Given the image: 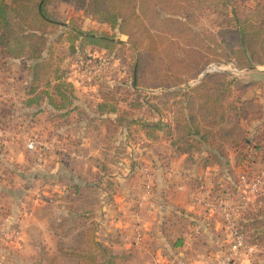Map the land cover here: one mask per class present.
<instances>
[{
	"label": "rangeland",
	"instance_id": "obj_1",
	"mask_svg": "<svg viewBox=\"0 0 264 264\" xmlns=\"http://www.w3.org/2000/svg\"><path fill=\"white\" fill-rule=\"evenodd\" d=\"M70 3H61L56 7L62 21L70 24V19L73 18L77 25L84 30H94L98 33L114 35L115 44L108 46V50L86 46L84 49H80L79 53L77 50L72 51L69 47L62 51L61 46V54L63 53L60 56L62 58L61 68L66 74L68 82L74 87L79 106H95L101 101L103 93L109 94L111 100L113 99L112 102L119 110L118 115L112 114L110 117L114 119L120 117L117 120L118 122H112V127L110 126L112 128L110 133L112 138L110 140L113 139L115 143H124L122 130H125L124 136L126 137L130 128L131 141L128 140V143L131 146V154L134 155L135 150L133 147L135 146L137 148L136 152L140 150V142L143 140L150 143L146 153L159 156L160 159L172 157L171 141L176 139V136L181 133L178 130L179 128H177L181 124V115L176 113V108L181 105L179 103L180 97H170L169 95L175 91H186L196 87L206 77L213 74L227 73L229 75L227 79L236 78L246 84L250 83L253 78L257 79L258 82H256L255 88L253 87L246 91L242 100L244 102L253 100L254 103L261 104L264 113V78H258L256 75L252 77V72L249 70L253 66L240 68L234 61L221 63L213 61L204 67L202 73L196 78L179 86L165 77L160 81L163 85L155 86L158 82H154L151 75L142 76L146 70L150 71V68H152L150 64L153 61L148 59L138 74L137 84L134 85L132 69L138 58L139 51H134L131 48L130 40L126 35L92 20L84 12L75 10L73 3ZM257 3V0H247L246 3H241L240 0H231L227 12L230 13L234 7H237L238 11L246 10V12H251L253 15L264 12V3L260 5ZM205 5L206 8L202 14L198 15L195 23H189V26L192 27L191 29L201 37L216 33L221 17L220 14L225 11L221 6L216 9L211 2H206ZM51 38L55 39L54 35ZM206 43L211 45V39L207 38ZM78 45L76 44V47ZM205 53L210 52L205 50ZM178 54L179 56H184L185 52L180 48ZM212 54L211 57L214 56ZM173 59H176L174 55ZM25 73L24 67L18 62H7L4 65H0V110L6 104L7 107L11 105V113L6 115L7 117H2L0 113V200L5 205H10V203L15 205V207L23 205L22 215L28 214V206L29 204L32 205V203L39 208L41 213L43 205H46L50 198H57L54 203L59 206L75 203L83 205L86 209H93L102 202L103 198H100V195L103 196L102 192L98 193L94 198L89 194V188H85V190H82L84 193L81 192L82 197H79L77 201H73V199H69L70 196H67L66 199L65 196H61L64 194L50 195L47 191H44L46 185L61 186V181L58 176L49 180L46 179V176L53 170V166H51V163L44 162L43 159L50 154H54L57 158L63 160L64 152H60L58 147H55L52 151L46 148L49 124L48 110L42 107V110L40 112L36 110L35 114L33 110L23 107V101L27 98L25 87L28 80L21 81L19 77L21 74L25 76ZM142 77L146 79L147 84L144 83ZM165 94L167 97H164ZM234 96L232 95L227 102L232 103ZM130 104L131 107L129 108ZM248 110L252 111L250 107ZM251 117L252 114H249L248 118ZM93 120L95 118H92L91 121ZM141 121H145V123L161 121L163 126L167 127L155 130L151 126L145 128L146 125L143 126L140 123ZM261 122H264V120L256 121L252 119L248 121L245 118L241 121V127L245 128L248 134H254L264 127V123ZM96 124L94 121L93 126L98 127ZM208 129L210 135L206 142H199L195 139L190 143L183 142L180 145L184 150H192L191 158H189L188 162L190 170L202 169L205 164H208L211 171V175L207 178L208 180L205 181L204 178H198V181L194 180V183H192L193 189L190 200L201 210L197 211V214L192 213L197 218L194 222L195 226L191 222L189 223L194 232L191 235L190 244L186 246V251L189 255L188 262H197L196 259H193V261L191 258H194L195 255L198 256L200 251L209 249L211 253L205 259L207 264H264V155L258 154L255 150L248 151L236 148L235 141L237 136L224 137L219 125ZM50 133L55 138L60 135L54 131H50ZM31 140L39 142L36 149L27 148ZM13 144H17L20 149L28 154V163L24 165L12 164L8 160L9 158L6 157L10 152L8 146L13 149ZM42 144L44 147H42ZM119 147L122 146L119 145ZM170 169L165 163L161 169L163 175H159L158 179L154 178L146 170L139 174L136 184L142 188L141 195L143 194L142 196L147 198L144 217L149 215H152L153 218L158 215L168 217L165 215L167 212L170 217L168 218L169 220L178 213L171 205L169 194L163 198L161 191V189H167L162 186L164 180L168 183L173 182L177 190L182 188L179 176L172 177V175L167 174ZM200 186H204L206 189L199 190ZM218 186L221 189L214 192ZM71 197L74 196L72 195ZM141 206L142 204L139 208ZM141 208L143 209L144 207ZM55 212L59 216L58 212ZM16 214L18 216L19 212H16ZM251 214H253V218L250 219ZM257 216L258 220L255 222L254 219ZM174 219L176 220L175 217ZM251 222L253 225H250ZM72 226L77 229L80 228L75 223ZM24 227L28 228L25 222L23 225L18 220L11 223L3 221V225L0 226L3 236L8 233L10 235V232L14 229L18 231V234L12 239L8 237L6 240L4 239L5 241L3 240V253L0 256V264L79 263L70 257L52 258L44 255L45 252L42 251L41 243L37 241V249L33 247V241L27 242L25 247V242L22 240L25 237ZM87 228L88 234H90L92 231L91 223L87 225ZM83 229L86 231L85 228ZM26 231L28 232V230ZM33 234L34 232L30 233L31 239L34 237L38 238V235ZM201 237L207 240L199 247V243L195 244L194 240L200 241ZM14 238L17 239L16 244L10 247V240ZM237 238H241L240 242ZM254 240L256 243H253ZM82 248L88 251L90 248L94 249L95 246L90 242H84ZM10 249L14 252L13 254H16L11 258L8 255L9 253H6ZM34 249L39 254L34 259H31L28 256ZM206 261L204 262L206 263ZM92 262H94V259H91V261L83 259L81 263L89 264ZM115 264H127V262L117 259ZM134 264H138V261L135 260Z\"/></svg>",
	"mask_w": 264,
	"mask_h": 264
},
{
	"label": "trees",
	"instance_id": "obj_2",
	"mask_svg": "<svg viewBox=\"0 0 264 264\" xmlns=\"http://www.w3.org/2000/svg\"><path fill=\"white\" fill-rule=\"evenodd\" d=\"M246 1L240 0L241 3ZM206 2H211L216 9L221 6L225 11L220 14L216 33L201 37L191 29L189 23H195L198 15L206 8ZM257 2L261 4V0ZM61 3H73L75 10L84 12L92 20L128 37L131 48L139 51L132 69L134 85L137 84L138 74L148 59L153 61L150 64L152 68L150 71L146 70L142 76L151 75L153 81L158 82L155 86L163 85L160 81L164 77L179 86L196 78L213 61H234L240 68L264 63V12L253 15L246 10L238 11L234 7L228 13L231 0H0V65L18 62L24 67L25 76L21 74L19 77L21 81L28 80L25 87L27 98L23 101V107L33 112H40L42 107L46 108L49 112L48 121L54 125V132L60 135L73 120L87 121L94 129L100 124L108 125L106 128L111 133L112 122L120 118L110 117L112 114L118 115L119 110L108 93H103L101 101L95 106L77 104V95L61 68L60 57L63 54L61 46L62 51L69 47L78 53L86 46L108 50V46L115 44L114 35L84 30L73 18L70 19V24L62 21L56 9ZM53 35L55 39L51 38ZM207 38L211 39V45L206 43ZM76 44H79L78 47ZM180 48L185 52L184 56H179ZM205 50L210 53H205ZM211 54L214 56L211 57ZM173 55L176 59H173ZM228 76L227 73L213 74L196 87L175 91L169 95L180 97L181 106L176 108V113L181 115V124L177 127L181 133L171 141V146L178 152L186 153L190 157L192 150H184L180 145L195 139L206 142L210 135L208 128L219 125L224 137L237 136L236 148L255 150L264 155V127L254 134H248L241 127V121L245 118L248 121L264 120L261 104L254 103L253 100H242L243 94L250 88H255L258 80L253 78L246 84L236 78L227 79ZM254 76L252 72V77ZM142 79L147 84L146 79ZM232 95H235L234 100L228 103L227 100ZM249 107L252 111L248 110ZM0 113L2 117H7L11 113V105H4ZM249 114H252L251 118H248ZM92 118L95 120L91 121ZM94 121L98 127L93 126ZM140 123L146 125L145 128L151 126L154 130L167 127L161 121ZM141 142L144 143L143 140ZM206 167H209L208 164H205ZM220 189L218 186L214 192ZM89 192L94 198L98 195L95 189ZM67 196L73 201L82 197L74 189ZM70 206L74 211H81L80 217L83 221L91 218V209L75 203ZM177 211L174 215L177 220L187 224L191 222L195 226L197 218L194 215L183 210ZM251 218L253 214L250 215ZM257 220L258 216L254 221ZM0 224L3 225V222ZM250 225H253L252 222ZM74 229H67V235L73 234ZM85 233L84 229L78 230L73 234L71 242L61 243L60 250L71 252L70 258L78 262L94 259L97 263L89 264H115L112 259H104L102 263L103 260L90 254L92 248L88 251L82 248L87 240ZM98 249L103 255L104 251ZM75 255H79V259L74 258Z\"/></svg>",
	"mask_w": 264,
	"mask_h": 264
},
{
	"label": "crops",
	"instance_id": "obj_3",
	"mask_svg": "<svg viewBox=\"0 0 264 264\" xmlns=\"http://www.w3.org/2000/svg\"><path fill=\"white\" fill-rule=\"evenodd\" d=\"M261 3H264V0H261ZM252 66L259 69L255 70L251 67L249 71L258 78H264V63L253 64ZM48 123V141L45 145L51 149L50 151L58 147L60 152H64V158L61 160L54 154H50L43 159L44 162L51 163L53 166V170L46 176V179L49 180L58 176L61 181V186L46 185L44 191L50 195L61 193L64 194L61 196L66 198L72 189L76 193H81L83 189L89 188V190L95 189L98 193L102 192L103 196L100 195V198L103 199L100 205L91 208V218L84 221L80 217V210L74 211L70 205L66 204L59 206L54 203L57 198L48 199L46 205H43L41 213L35 204H29V211L26 215L21 214L23 205L15 207L10 203L6 206L0 200V222L11 223L18 220L23 225L25 222L26 227H28H24L25 237L22 239L25 242V247L27 242L33 241V247L37 249V241L41 243L42 251L45 252L44 255L46 256L52 258L72 257L71 252L60 250L61 243L71 242L73 234L85 228L87 240L84 242L88 241L95 246L90 254L103 260L102 263L104 259H112L115 262L119 259V261L122 260L127 264H134L135 260L138 261V264H207L205 259L211 253L209 249L200 251L198 256L195 255L194 258L190 257L192 260L196 259L197 262H188L189 255L186 246L190 244L191 235L194 232L189 224L172 218L168 220L170 217L167 212L165 215L168 217H164V215H158L155 218L152 215L144 217L147 198L142 196L143 194L141 195L142 188L136 183L143 170L150 172L154 178L163 175L161 169L166 163L171 168L167 174L172 175V177L179 176L182 188L177 190L173 182L171 184L164 180L162 186L167 189L160 188L163 198L169 194L168 197L173 208L192 214L201 210L190 200L193 189L192 183L198 178L208 180L207 178L211 175L209 167L195 171L190 170L188 154L178 152L172 146V157L160 159L159 156L148 154L146 153L149 149L148 146H150L148 141L142 142L143 146L140 142L138 152H136V146L133 147L135 150L133 155L128 143V140L131 141L130 131L125 137V130H122L124 143L120 144L113 142V139L110 140L112 135L108 133L106 126L100 124L94 130L87 121L73 120L64 128L61 135L55 138L50 133V131H54L55 127L49 121ZM8 147L10 152L6 157L12 164L24 165L28 163V154L20 149L17 144H13V149ZM120 150L122 151L120 152ZM156 164L161 165V168ZM145 198L146 200L142 202ZM141 204L143 209L139 208ZM55 211L58 212L59 216L56 215ZM16 212H19L18 216ZM2 214L5 218L2 217ZM73 223L78 224L80 228L77 229L70 225ZM90 223L92 231L88 234L87 225ZM74 227L73 234L67 235V229L71 230ZM31 232H34L33 235H38V238L31 239ZM202 238L200 241L194 240L195 244L199 243V247L207 240ZM16 241L15 238L10 240L9 246H14ZM2 246L0 243V256L3 253ZM98 248L104 251L103 255ZM35 249L29 254V258L34 259L39 254ZM6 253H9L10 258L16 255L11 249ZM76 257L79 259L80 256L75 255L74 258Z\"/></svg>",
	"mask_w": 264,
	"mask_h": 264
},
{
	"label": "built area",
	"instance_id": "obj_4",
	"mask_svg": "<svg viewBox=\"0 0 264 264\" xmlns=\"http://www.w3.org/2000/svg\"><path fill=\"white\" fill-rule=\"evenodd\" d=\"M38 145H39V142H37V141H30L29 142V144H28V149H36L37 147H38ZM42 147H44V145L42 144ZM46 148L48 149V147L46 146ZM148 188L149 189H151V187L150 186H148ZM206 188L204 187V186H200L199 187V190H205ZM9 234V233H8ZM8 234H6V235H4L3 236V234H2V231H0V243L2 244V242H4L8 237L10 238V239H12L15 235H17L18 234V231L16 230V229H14L12 232H10V235H8ZM3 237V238H2ZM5 239V240H4ZM238 239V241L240 242V240H241V238H237ZM4 240V241H3Z\"/></svg>",
	"mask_w": 264,
	"mask_h": 264
},
{
	"label": "water",
	"instance_id": "obj_5",
	"mask_svg": "<svg viewBox=\"0 0 264 264\" xmlns=\"http://www.w3.org/2000/svg\"><path fill=\"white\" fill-rule=\"evenodd\" d=\"M252 69H255V70H256V69H259V68H258V67H252ZM205 73H206V72H205ZM205 73H203V74H205Z\"/></svg>",
	"mask_w": 264,
	"mask_h": 264
}]
</instances>
